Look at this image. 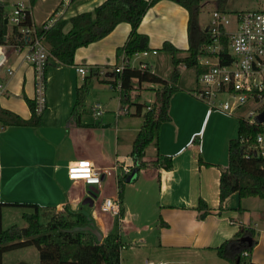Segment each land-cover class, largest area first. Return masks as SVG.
I'll use <instances>...</instances> for the list:
<instances>
[{"label":"crops","instance_id":"crops-1","mask_svg":"<svg viewBox=\"0 0 264 264\" xmlns=\"http://www.w3.org/2000/svg\"><path fill=\"white\" fill-rule=\"evenodd\" d=\"M61 1L42 12L43 19L35 21L33 17L38 27ZM103 1L74 0L65 20L92 11ZM187 21L186 9L173 1L160 0L151 6L138 31L148 36V46L166 64L165 71H157L158 63L153 67L146 60L139 62L168 79L173 69L171 55H159V50L168 41L179 50L177 58L188 54ZM70 28L68 22L63 31ZM129 31L128 23H118L104 38L77 48L71 65L50 57L53 65L46 72V105L39 124L0 127V202L36 203L46 212L63 211L67 205L73 211L89 214L104 237L117 219L101 213L95 200L99 194L119 198L121 264H230L218 257L214 248L232 238L240 225L249 226L256 240L250 262L264 264V198H239L234 193L219 210V166L228 162L229 140L237 136L239 120L214 112L194 95L184 93V64L177 66L179 90L169 100L170 120L160 126L155 152L147 155L145 149L141 161L144 165L136 168L131 149L143 117L134 114V105V110L127 112L129 118L117 115L119 96L111 98L108 84L113 66L122 57L117 48L124 44ZM24 52L23 47L0 45V108L28 120L31 113L24 97H34V69L23 59ZM135 58L139 56L131 61ZM77 66L85 67L87 73H78ZM99 69L104 75L97 72ZM138 87L140 90L133 94L141 96L142 90L153 91L158 85L142 83ZM95 103L103 110L97 118L91 111ZM137 117L142 120L140 127L134 121ZM127 141L130 150L120 152ZM80 160H89L102 170L99 186L68 178V166ZM123 166L131 170L129 180L128 174L122 173ZM113 178L115 190L108 186ZM199 200L204 201L208 212L202 217L205 208H197Z\"/></svg>","mask_w":264,"mask_h":264},{"label":"trees","instance_id":"trees-1","mask_svg":"<svg viewBox=\"0 0 264 264\" xmlns=\"http://www.w3.org/2000/svg\"><path fill=\"white\" fill-rule=\"evenodd\" d=\"M29 1L31 5H35L38 0ZM158 1L160 0H104L92 11L77 13L47 29L38 27V34L43 35L50 57H54L62 64L71 65L77 48L104 38L118 23L126 22L130 25V31L124 44L117 50L123 52L125 57L131 58L136 52L150 50L148 36L140 33L138 26L147 10ZM170 1L188 12V54L177 58L176 53L179 50L168 41H164L161 49L170 53L173 64L168 79L153 73L145 63L146 67L143 69L124 67L119 73L112 72L113 77L109 80L113 84L117 80L120 83L118 110L127 113L130 106L134 105V114L143 117L142 126L133 140L131 149L137 169L144 165L141 161L146 147L158 141L160 126L170 120L169 100L172 94L179 90L177 66L179 64L193 66L198 76L204 69L198 64L199 50L210 41L209 33L200 28L198 23L202 0ZM225 1L215 0L218 10L223 11ZM7 16L6 3L0 0V45L21 47L25 44V39L21 38L16 26L11 27L4 38V19ZM68 22L71 28L64 32L63 28ZM22 24H29V20L25 19ZM51 65L53 64L48 61L46 72ZM142 83L158 85L153 89L154 100L150 105L136 101L139 94H133L134 90H140L138 86ZM24 98L30 109V118L24 120L0 108V127L39 124L41 115L35 111L34 100ZM259 134L264 140V127L260 124L249 125L241 119L238 121L237 136L230 139L228 144V162L225 166H219V210L223 208L225 199L234 193L239 198H264V153L255 154L253 148ZM167 159L168 157L163 158ZM169 166L170 163H167L166 167ZM118 183V192L121 196V179ZM1 205L27 207L32 211L22 213V219L26 223L23 227L11 225L2 228L0 225V264H3L5 252L27 246L36 247L39 264H121L120 249L123 245L118 234L117 222L113 229L98 241L90 231L76 229L92 222L91 216L81 211H73L67 205L63 208L65 213H49L50 216L45 223L40 222V216L46 211L36 203L0 202ZM197 208H205L201 217L208 213L203 200H199ZM255 244L254 229L240 225L232 238L224 240L214 250L218 257L230 264H251L250 254ZM244 252L248 255H243Z\"/></svg>","mask_w":264,"mask_h":264},{"label":"built area","instance_id":"built-area-1","mask_svg":"<svg viewBox=\"0 0 264 264\" xmlns=\"http://www.w3.org/2000/svg\"><path fill=\"white\" fill-rule=\"evenodd\" d=\"M3 1V0H1ZM74 0H62L59 8L49 16L39 27L47 29L55 23L65 20L71 10ZM11 27L16 26L25 44L23 59L34 69V103L36 113L45 108L46 66L50 59L48 49L43 41V35L38 34V26L33 21V5L29 0H15L12 10L7 16ZM27 19L29 24H22ZM230 24V27L228 25ZM210 41L201 47L197 56L198 64L204 67L196 78L197 87L192 95L202 101L207 107L227 117H236L249 125L260 124L258 115L264 109V8L247 9L227 14L217 8L212 12L210 25L207 27ZM9 47L21 48L15 45ZM148 51L136 52L131 58L122 52L120 63L113 66L112 72L119 73L124 67L132 66L133 57L147 56ZM156 53V50H152ZM138 68H145V62H140ZM80 74L87 73L83 66H77ZM104 75V70L97 71ZM11 73V70H8ZM110 88L119 90V80L115 84L108 83ZM92 115L97 118L102 113L100 104L91 107ZM120 111L118 110L117 115ZM255 154L264 153V140L257 135L253 146ZM122 173L128 174V166L122 167ZM70 180L81 179L88 185H100L103 172L89 160H80L67 168ZM121 175L117 177V181ZM102 213L121 219L119 198L105 197L99 205ZM243 255L247 256V252ZM153 264V263H146ZM162 264V263H159Z\"/></svg>","mask_w":264,"mask_h":264},{"label":"rangeland","instance_id":"rangeland-1","mask_svg":"<svg viewBox=\"0 0 264 264\" xmlns=\"http://www.w3.org/2000/svg\"><path fill=\"white\" fill-rule=\"evenodd\" d=\"M3 1L6 3L7 13L11 12L12 4L15 0H3ZM58 1L59 0H38L35 3V6L33 5V17L35 18V21L43 19L42 18L43 17L42 12H44V11L46 12L51 7H53L54 5H57ZM216 8H217V6H216L215 0H202L200 12L198 14V23H199L200 28L205 30V28L208 25H210L212 12ZM263 8H264V0H226L225 4L223 6V11L227 14H233L237 11H243V10H247V9H263ZM7 25H8V28H11L10 22H8ZM228 27H230V24L228 25ZM147 51L149 52L147 56H141L140 55L139 58H135L132 61L130 60L131 64L136 65L135 67H137L140 63L139 61L146 60L147 62L151 63L153 65V67H154V65H156V63H158L157 64L158 68H156L157 71L161 72L162 69H163V71H165L164 67L166 66V64L163 61H159L158 55L155 56L154 55L155 53H152L151 49L147 50ZM117 53L121 54L122 52L117 50ZM159 55H162V56L166 55V56H168L167 58H169L170 53L168 51H164V50L162 51L160 49ZM180 55H182V54H180ZM155 60H156V62H155ZM169 62H168V64H169ZM156 69L154 68V70H156ZM182 72H183L182 74L184 76V81H183L184 84L182 83L181 85L184 89V93L188 92V94H192L194 91V88L197 87L196 81H195V67H193V66L192 67H186L185 66V67H183ZM193 86H194V88L193 89L190 88V89H192V90H190L189 87H193ZM117 94L119 95L117 89H113V90L111 89L110 95H111V98H113V100L116 99ZM153 99H154V94H153L152 90H142L141 96H139V99L136 101L145 103L146 105H150L151 102L153 101ZM110 109H112L111 106H110ZM117 110L118 109H116L115 112ZM133 110H134V106H130L128 111L132 112ZM119 113H120L119 115L124 116L126 118H129L127 113H122V112H119ZM134 121L137 122L139 124L138 127H140L142 120L137 117L136 119H134ZM129 150H130V143L127 141L126 145L120 150V152L128 153ZM155 150H156L155 143H151L146 148V153H147V155H150L152 152H155ZM130 175L131 174H128L126 176V180H129ZM107 177H110V176L107 175ZM109 179L110 178H107V181ZM109 181H111V180H109ZM108 186L110 187L111 190H113V189L115 190L114 178L112 179V183H108ZM102 196L103 195L99 194L95 200L96 206L98 205V208H99L101 200L103 199ZM7 197L13 198L14 196H10V197L7 196ZM250 199L257 200L254 198H250ZM94 207L95 206H93V208ZM31 211H32V209L27 208V207L1 205L0 206V218H1L0 219V225L2 226V228H7L11 225L23 227V226H25L26 223L22 219L21 214L24 212H31ZM99 211H100V208H99ZM49 213H53V211H48V212L44 213V215L42 214L40 216V222L45 223L50 216ZM54 213H65V212L58 211V212H54ZM105 214H107V213H105ZM107 215H109V214H107ZM114 219H117V218H114ZM119 223H120V221L117 220L118 226H119ZM126 240H127V238L123 237V241H126ZM20 261H25L28 264H39V256H38V251H37L36 247L35 246H27V247H23V248H19V249L10 250V251H7L3 254V264H19Z\"/></svg>","mask_w":264,"mask_h":264},{"label":"water","instance_id":"water-1","mask_svg":"<svg viewBox=\"0 0 264 264\" xmlns=\"http://www.w3.org/2000/svg\"><path fill=\"white\" fill-rule=\"evenodd\" d=\"M7 23H8V19L5 18L4 19V30H3V34H4V38L6 37V33H7ZM207 30V28H205V31ZM258 120L260 122H262L264 120V109L263 111L258 115ZM90 199V198H89ZM85 202V201H84ZM76 229H81V230H86V231H90L96 238L98 241H100L102 239V233L100 232V230H98V228H96L94 226L93 222H89L86 226L84 227H78Z\"/></svg>","mask_w":264,"mask_h":264}]
</instances>
